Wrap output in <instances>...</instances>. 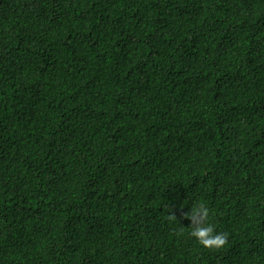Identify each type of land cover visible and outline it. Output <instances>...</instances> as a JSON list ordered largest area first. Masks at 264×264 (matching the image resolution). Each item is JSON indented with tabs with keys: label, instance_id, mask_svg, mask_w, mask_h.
<instances>
[{
	"label": "trees",
	"instance_id": "1",
	"mask_svg": "<svg viewBox=\"0 0 264 264\" xmlns=\"http://www.w3.org/2000/svg\"><path fill=\"white\" fill-rule=\"evenodd\" d=\"M0 264H264V0H0Z\"/></svg>",
	"mask_w": 264,
	"mask_h": 264
},
{
	"label": "clouds",
	"instance_id": "2",
	"mask_svg": "<svg viewBox=\"0 0 264 264\" xmlns=\"http://www.w3.org/2000/svg\"><path fill=\"white\" fill-rule=\"evenodd\" d=\"M169 218L175 217L168 214ZM190 220L191 237L202 247L219 248L224 245L226 234L215 229L209 221L210 209L206 203L195 201L191 205L190 211L185 214Z\"/></svg>",
	"mask_w": 264,
	"mask_h": 264
}]
</instances>
